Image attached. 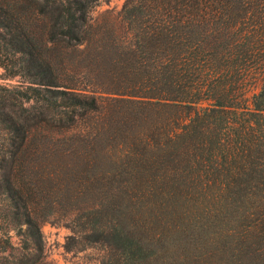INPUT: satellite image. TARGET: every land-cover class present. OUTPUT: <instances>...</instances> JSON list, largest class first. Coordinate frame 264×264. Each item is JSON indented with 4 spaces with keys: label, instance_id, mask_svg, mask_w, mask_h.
I'll return each mask as SVG.
<instances>
[{
    "label": "trees",
    "instance_id": "obj_1",
    "mask_svg": "<svg viewBox=\"0 0 264 264\" xmlns=\"http://www.w3.org/2000/svg\"><path fill=\"white\" fill-rule=\"evenodd\" d=\"M99 1L45 0L42 14L54 18L39 47L17 19L0 13V66L10 76L24 71L29 77L27 86L7 91L11 106L39 103L51 134L72 127L76 116L98 112L97 98L169 114L182 126L170 131V140L197 127L208 140L188 143L184 154L223 161L216 197L234 225L205 263L200 256L196 263L264 264V0H126L119 12L125 30L110 25L104 32L111 45L105 81L80 89L60 81L41 52L47 44L92 41L105 49L104 33L89 24ZM22 142L12 140L7 154L14 158ZM0 182V264H46L39 225L57 220V213H38L36 197L12 171ZM111 192L123 209L112 207L117 217L100 235L110 253L105 264H165L163 249L152 251L153 241L124 222L136 211L129 182L119 181Z\"/></svg>",
    "mask_w": 264,
    "mask_h": 264
},
{
    "label": "rangeland",
    "instance_id": "obj_2",
    "mask_svg": "<svg viewBox=\"0 0 264 264\" xmlns=\"http://www.w3.org/2000/svg\"><path fill=\"white\" fill-rule=\"evenodd\" d=\"M125 1L100 0L92 7L89 24L100 33L110 25L123 32L119 12ZM44 7L45 0H0V13L17 19L37 47L53 24L54 14L44 16ZM103 37L105 49H97L94 41L76 47L58 43L47 44L41 53L60 81L92 90L89 82L103 80L110 69V39L107 33ZM28 79L24 71L10 76L0 66V178L12 171L24 191L36 197L38 213H57V220L39 225L44 262L105 264L109 260V248L100 235L117 217L112 207L123 209L112 199L111 190L124 180L136 209L135 218L124 222L135 224L133 231L136 228L145 242L153 241L152 251L161 247L159 253L165 260L169 257L165 264H197L199 256L205 263L225 230L234 225L226 216L225 202L216 197L220 192L214 182L224 179L220 172L227 168L223 161L184 154L188 143L208 137H200L198 128L191 127L189 134L180 131L178 139L170 140L168 134L182 127L180 121L167 113L104 98H97L98 112L76 116L72 127L51 134L49 117L38 111L39 103L11 106L7 91L27 86ZM12 140L23 141L14 158L7 154ZM208 180L212 183L206 186ZM9 233L17 247L18 238Z\"/></svg>",
    "mask_w": 264,
    "mask_h": 264
}]
</instances>
